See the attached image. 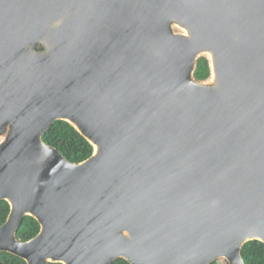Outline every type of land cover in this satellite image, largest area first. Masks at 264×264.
<instances>
[{"label":"water","instance_id":"1","mask_svg":"<svg viewBox=\"0 0 264 264\" xmlns=\"http://www.w3.org/2000/svg\"><path fill=\"white\" fill-rule=\"evenodd\" d=\"M56 120L89 158L44 141ZM2 199L0 252L27 264H246L264 242V0H0Z\"/></svg>","mask_w":264,"mask_h":264},{"label":"trees","instance_id":"2","mask_svg":"<svg viewBox=\"0 0 264 264\" xmlns=\"http://www.w3.org/2000/svg\"><path fill=\"white\" fill-rule=\"evenodd\" d=\"M209 73L208 60L202 57L199 60L196 76L203 79L208 77ZM43 139L73 162H82L93 154V146L90 142L74 126L64 120H56L44 134ZM9 213L10 204L8 201L0 200V226L7 221ZM40 229L41 225L36 218L25 216L17 231V236L19 239L27 241L35 237ZM242 253L246 264H264V242L260 240L249 241L243 246ZM0 258L5 264H27L24 258L7 251L0 252ZM112 264L131 263L124 258H118ZM211 264H229V262L225 259H219Z\"/></svg>","mask_w":264,"mask_h":264}]
</instances>
